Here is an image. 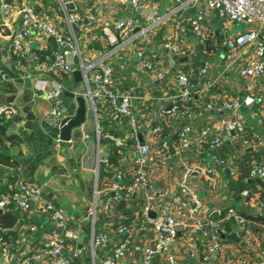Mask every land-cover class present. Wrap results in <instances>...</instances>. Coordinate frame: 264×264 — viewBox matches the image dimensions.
I'll list each match as a JSON object with an SVG mask.
<instances>
[{"label": "built area", "instance_id": "built-area-1", "mask_svg": "<svg viewBox=\"0 0 264 264\" xmlns=\"http://www.w3.org/2000/svg\"><path fill=\"white\" fill-rule=\"evenodd\" d=\"M12 1L0 0V14L5 19ZM112 1L123 10L130 9L132 16L142 20L144 25L137 26L133 18L114 21L102 31L108 50L92 62L81 60L74 29L88 26L93 17L79 15L74 8L68 10L71 0H56L63 12L67 30L56 29L38 16L32 5L22 4L16 10L17 27L6 35L17 67H21L22 61L27 58L28 40H52L54 48L50 55L43 57L42 63L40 57L29 56L32 63H45L47 70L39 69L35 76L26 74V77L31 82L32 96L49 104L42 123L56 129L53 142H60V121L72 116L74 111L66 112L67 107L63 102L65 91L82 97L86 112L94 116L95 105L101 104V109L106 111L108 124L112 128L123 125L130 135L129 143L113 138L110 133L104 135L118 148V153L126 157L122 158L117 168L110 169L102 188L98 189L97 181L94 182L92 210L89 213L92 225L90 263L130 264L129 256L136 252L138 264H152V261L153 264H264V237L254 230L256 227L263 228V223L257 225L232 206L213 209L205 205L197 194V182L205 179L213 184L220 178L221 170L226 172L227 180L237 181L239 163L243 161L246 171L242 182L258 181L261 187L241 189L237 193L238 198L246 209L250 208L257 217L264 218V138L257 131L264 126V0H170L171 9L167 17L178 13L189 2L192 6H198V16L173 18L170 34L153 48H150L151 32L157 31L161 20L155 19L151 9L142 6L141 0ZM210 16L216 18L218 31L224 36L219 74L216 72L217 66L207 60L216 56L213 32L198 21V17L207 20ZM230 28L237 29L228 35ZM186 30L206 59L196 60L199 63L196 70L190 68L184 72L181 66L192 64L189 55L195 53L191 46H181L179 43V36ZM133 38H141L143 45L149 46V49L143 46L134 51L137 70L146 73L151 83L168 78L174 84L173 94L159 100L157 106L165 120L178 119L181 123L173 148L180 161L171 164L170 168L172 184L182 200L178 206L166 200V189H152L150 182L154 162L167 163L169 159L168 142L166 134H163L169 127L167 122L150 126L149 98L133 93L132 89L121 90L111 62H105V57L116 53ZM207 42L213 43L214 51L203 48ZM163 53L170 58L167 64L162 63L160 58ZM171 56L185 57L187 63L173 67ZM233 69L241 80L235 97L217 96L210 91L224 74ZM74 70L79 71L80 85L69 90L63 80L69 79ZM6 81L7 75L0 70V83ZM202 98H206L205 101L198 102ZM133 103H137L138 107H133ZM191 106L198 113L204 111L215 115L223 136L214 134L208 125L194 133ZM22 116V110L16 104L0 105V119ZM43 130L47 131L45 127ZM142 131L145 134L141 136ZM85 138L84 135L80 136L83 144ZM95 140L93 149L97 158L107 166V153L99 154L98 131ZM225 143L231 152L221 156L219 152ZM247 149H250V153ZM247 153L249 155L243 159ZM136 197H142L141 203L131 205ZM40 200V188L18 178L9 192L0 193V211L13 208L20 215H25L31 213ZM120 203L125 204L127 209L135 206L129 221L115 225L109 233L102 229L97 231L93 225L95 215L112 217ZM38 210L39 214L45 216L51 229L68 234L67 221L60 208L44 201ZM149 212L153 214L152 218L147 216ZM22 229L28 232L35 230L33 226ZM139 232L142 236L137 238ZM231 232L238 239L237 243L224 239ZM112 235L118 238L116 242H112ZM16 239L0 245V264H72V259L82 254L79 249L69 248L63 235L51 234L14 260L11 251L15 249L12 248ZM110 245L113 246L109 253L96 258L98 252Z\"/></svg>", "mask_w": 264, "mask_h": 264}, {"label": "crops", "instance_id": "crops-1", "mask_svg": "<svg viewBox=\"0 0 264 264\" xmlns=\"http://www.w3.org/2000/svg\"><path fill=\"white\" fill-rule=\"evenodd\" d=\"M74 12L79 15H92V23L82 29H74V39L77 41L79 47L81 60L83 62H92L99 59L107 50L103 30L110 27L116 20L132 19L137 26H142L144 23L137 17L132 16L130 9L123 10L121 7L114 4L112 0H71ZM22 4L32 5L34 11L41 18L50 22L56 29L65 31L67 25L64 20L63 12L60 10L56 0H14L10 2L9 13L6 17L0 14L1 28L11 31L17 27L18 19L16 10ZM142 6L150 8L153 12L154 18L161 20L158 24L157 31L152 33V44L150 48L158 45L165 39L171 32V24L173 18L181 17L183 19L198 16L199 8L197 5L192 6L185 4L180 11L173 16H169L168 12L171 9L170 0H141ZM68 10H71L67 7ZM167 17V18H165ZM165 18V19H164ZM198 21L213 32L218 30L217 20L214 16L208 17L204 20L198 17ZM3 24V25H2ZM237 29V28H236ZM236 29L230 28L227 34L233 33ZM219 32V31H218ZM219 35H223L219 32ZM183 36V37H182ZM180 37L179 43L181 46H191L194 54L189 55L190 61L194 65L197 64L196 60L206 59V56L199 52V49L194 48V40L190 32L186 30ZM142 39L133 38L129 40L124 46L119 48L116 53L105 57V62H111L114 68L115 75L120 81L121 90L132 89L138 95L147 96L148 110L150 112V126L168 124V129L164 130L166 140L168 142L169 159L167 163L154 162V171L151 174L150 182L152 189H166V200L173 203V206H178L181 203V198L178 196L176 188L173 186L171 180L172 165L180 161L173 150L176 141V133L180 127L178 119L163 118L160 115V109L157 102L165 97H169L175 91L174 84L168 78H163L156 84L151 83L146 73L140 72L135 67L134 51L136 48L143 47ZM215 43V36H214ZM9 38L2 36L0 33V70H2L8 78V81L0 83V105L9 103L16 104L22 110V117H15L13 119H5V134L11 135L16 141L10 144L7 140H2V146L13 161L16 162L15 167H6L0 165V193L9 192L18 178H21L27 184H35L41 190V200L33 206L31 213L20 215L15 209H9L17 216V221L11 231L16 235V243L14 250L11 251V257L15 260L24 255L34 245L39 244L42 240L47 239L51 234L63 235L66 245L69 248H76L82 251V254L77 258L82 263L86 260L84 255L89 256V240L91 217L89 215L92 210L93 189L94 182L97 181L98 189L107 181L110 173V167L100 162L96 155L95 146L96 132L98 136L102 127L98 123H103V127L110 126L107 122L106 111L101 109V104L97 103L96 116L91 112V128L86 130V115L84 123L76 129L71 131L69 142H53V137L49 136V132L43 130L44 124L42 118L49 109V104L41 99L32 96L31 82L27 79L26 74L35 76L40 70H47L46 65L42 63L45 55H50L54 46L52 40H28L26 43L27 58L22 61L21 67L15 65L14 56L11 55L9 50ZM146 49H149L144 46ZM38 56L40 63H32L29 56ZM30 56V57H31ZM162 63H168L169 57L167 54H161ZM221 57L213 56L208 57L207 60L212 62L216 67V72L219 74V65L221 64ZM173 64V62H171ZM77 64V62H76ZM197 66H194L196 68ZM40 69V70H39ZM65 79V78H64ZM65 86L69 90H73L80 85L79 82L73 80L72 75L69 79L63 80ZM241 80L236 76L235 69L230 70L224 74V77L219 80L214 87V94L222 97H235L236 92H239L238 85ZM206 99V98H205ZM199 100L198 102L205 101ZM63 102L65 104L66 112H72L75 108L74 99L64 96ZM159 103V102H158ZM133 107H138L137 103L132 104ZM193 111L194 118L192 120V127L194 133L204 125H208L214 134L220 136V131L217 125V117L210 115L207 112H197L194 106L190 107ZM111 127L113 138L125 140L129 143V133L125 126L118 125L115 128ZM86 130V131H85ZM257 131L264 138V126L260 127ZM141 136L145 134L144 131L140 132ZM42 138H41V136ZM76 135V137H75ZM84 135L85 144L80 141V136ZM92 140L90 141V139ZM104 138V137H103ZM140 138V137H139ZM111 142V141H110ZM112 143V142H111ZM116 143V142H114ZM131 143V141H130ZM86 145V146H85ZM106 146H103L99 151L106 152ZM222 152L228 150H221ZM250 153V149H247ZM125 155H120L116 161V166H119L120 161ZM183 157V156H182ZM185 157V156H184ZM188 159V156H187ZM128 157L125 159L127 163ZM172 162V163H171ZM125 168V167H124ZM171 168V169H170ZM219 179L215 183L209 184L205 179H200L198 197L205 204L211 208L232 206L233 208L245 213L247 219H251L257 225H261V221L256 219V212L250 208L246 209L239 198L237 192H234L227 180L226 172L219 171ZM242 184V183H241ZM243 187L255 189L261 187L256 182H245ZM131 205L140 204L142 197L134 198ZM44 201H49L57 208H60L63 217L67 221V232H60L59 230L51 229L45 216L39 214L38 208ZM132 210V209H129ZM5 211V212H7ZM253 215H250L251 212ZM250 213V214H249ZM128 214V209L123 206V210L116 209L112 217H103L95 215V223H99V230H104L107 233L113 231L115 225L124 223ZM262 224L261 226H263ZM33 226V232L24 231L22 227ZM86 229V231H85ZM19 230V231H18ZM258 233L264 237V227H256ZM20 232V236H19ZM18 234V236H17ZM137 238L142 234L139 232ZM112 242L118 240L117 237L112 235ZM113 246V245H112ZM112 246H107L103 251L98 252L96 258H102L106 253H109ZM130 258V264L137 263V253L133 252ZM91 261V260H90ZM83 264V263H82Z\"/></svg>", "mask_w": 264, "mask_h": 264}, {"label": "trees", "instance_id": "trees-1", "mask_svg": "<svg viewBox=\"0 0 264 264\" xmlns=\"http://www.w3.org/2000/svg\"><path fill=\"white\" fill-rule=\"evenodd\" d=\"M206 51H214V45L212 42H207L205 43V46L203 47ZM199 63L195 64L192 63L190 65H183L181 66L182 70L188 71L190 68L193 70H196V68H194V66H198ZM210 91H214V88H212ZM4 121L3 119H0V165L1 166H6V167H15L17 164L15 161L12 160V158L10 157V155L7 154L6 149L2 146V140H7L10 144H13L15 140L14 137H12L11 135H6L5 134V125H4ZM103 124V123H102ZM101 123H98L99 127H102L99 133V144L100 146H106L105 150L107 153V166L115 169L117 168L116 166V161L117 159L120 157L121 154L118 153V148H116L113 143H111L109 140H106L104 137V135L106 133H112L111 131V127L110 126H105L103 127ZM181 124V123H180ZM44 127L46 128L47 131H49V136L51 137H55L56 135V129L44 125ZM41 136V135H40ZM42 138V136H41ZM224 148L225 150H228L229 146L227 145V143L224 144ZM228 153V151L219 152V155H223L224 153ZM249 154L247 153L243 159L248 156ZM242 159V160H243ZM245 171H246V166L243 163V161H241L239 163V172L240 175L238 177L237 181H230L228 180L230 183H232V186L230 185V188L234 191V192H239L241 189L247 188V187H243L245 183L242 182V180L244 179V175H245ZM242 183V184H241ZM236 193V194H237ZM238 197V194H237ZM123 206H125V204L120 203L117 208L120 210H123ZM116 208V209H117ZM132 210L128 209V214L127 217L124 221V223L128 222L129 219L132 217L133 214V210L135 209V206H132L131 208ZM256 219L260 220L263 224H264V218H260L257 217ZM17 221V216L15 214H13L12 212H1L0 214V245L4 242V243H9L12 242L16 239V235L14 234V232L11 231V228L14 227L15 223ZM79 260L74 258L72 259V264H77ZM153 264V261H152Z\"/></svg>", "mask_w": 264, "mask_h": 264}, {"label": "water", "instance_id": "water-1", "mask_svg": "<svg viewBox=\"0 0 264 264\" xmlns=\"http://www.w3.org/2000/svg\"><path fill=\"white\" fill-rule=\"evenodd\" d=\"M67 7L72 9V4H68ZM0 25H1V22H0ZM135 31L136 30H134V32ZM0 33L2 36H6L9 34V32L6 29H2L1 27H0ZM214 36H215L216 56L221 57V53L224 51V46H222V39L224 38V36L219 35L218 30L214 31ZM194 48L198 50L199 46L195 45ZM171 60L173 61V64H172L173 67H175L176 64H179V63H187V59L185 57L176 58L175 56H171ZM71 75L75 82L80 81V74L78 70H74ZM63 95L65 97L74 99L75 101V108H74L72 116L65 117L64 119L60 121V124H59L58 139L60 142H68L70 139L71 131L73 129L79 128L84 123L85 115H86V104L82 97L74 96L71 92L65 91ZM220 136H223V132L220 133ZM224 138L226 139V137ZM138 141H139V144H141L140 138H138ZM99 158H101V156H99ZM255 182L260 185L258 181H255ZM262 188L264 189V186H262ZM0 214H1V211H0ZM147 216L152 218L153 214L149 212ZM224 239L230 242H233V243L238 242V239L236 238L233 232L225 236Z\"/></svg>", "mask_w": 264, "mask_h": 264}, {"label": "rangeland", "instance_id": "rangeland-1", "mask_svg": "<svg viewBox=\"0 0 264 264\" xmlns=\"http://www.w3.org/2000/svg\"><path fill=\"white\" fill-rule=\"evenodd\" d=\"M92 126H91V114H89V113H87V115H86V130H89L90 128H91ZM85 130V131H86ZM75 137H76V135H75ZM92 140V138L90 139V141ZM101 148H102V146H99V149L101 150ZM96 230L98 231L99 230V223H97L96 224ZM85 231H86V229H85ZM84 257L86 258V260H84V262H83V264H91L90 263V255L89 256H87L86 254L84 255ZM77 264H82V263H77Z\"/></svg>", "mask_w": 264, "mask_h": 264}]
</instances>
